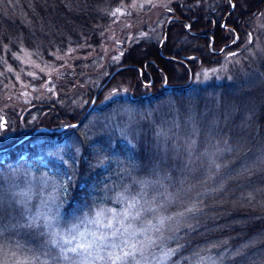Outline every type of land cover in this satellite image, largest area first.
Returning a JSON list of instances; mask_svg holds the SVG:
<instances>
[{
  "label": "trees",
  "instance_id": "1",
  "mask_svg": "<svg viewBox=\"0 0 264 264\" xmlns=\"http://www.w3.org/2000/svg\"><path fill=\"white\" fill-rule=\"evenodd\" d=\"M130 1L0 0V107L21 48L46 61L97 52L113 12ZM168 12L162 49L164 35L128 38L118 54L94 61L75 80L69 70L63 79L43 81L63 89L59 95L39 100L30 93L24 108L9 106L0 128V172L29 163L41 168L43 157L52 181L67 185L58 200L62 227L85 223L101 207L125 208L118 193L142 194L141 205L159 212H144L137 227L155 224L157 215L172 217L162 229L166 247L179 248L169 264H194L196 254L219 264H264V57L254 59L242 47L252 44L264 0H177ZM224 62L231 63L229 80L195 83L203 68ZM113 73L81 124L69 127ZM75 100L88 101L86 110L74 112ZM0 207V264H35L36 257L66 263L43 229L24 226L25 207L3 189Z\"/></svg>",
  "mask_w": 264,
  "mask_h": 264
},
{
  "label": "rangeland",
  "instance_id": "2",
  "mask_svg": "<svg viewBox=\"0 0 264 264\" xmlns=\"http://www.w3.org/2000/svg\"><path fill=\"white\" fill-rule=\"evenodd\" d=\"M175 1L177 0H131L129 3L121 4L113 12L114 22L106 31V42L99 48V51L97 52H94L91 49V51L89 53L87 52L86 54H79L76 52L75 54H71L66 58L54 57V60L46 61L45 59L36 58L34 53L27 50L26 48H21L20 52L15 55L17 60L16 66L18 69L10 67L5 77V79H7L10 73L14 78L9 83H7L9 87V93L7 94L6 100L4 99L2 102V105L4 106L0 107V122H6L7 125L6 113H4L5 110H7L9 106L15 107V109L24 108V100L29 98L28 95L30 93L37 94V98L39 100H48L50 99L51 95H59L60 91L63 89L55 88L57 86L56 84V86H50L46 85L44 82H49L52 80L55 81V79L58 78L63 79V74L69 70L73 72L75 80L79 72L82 71L81 74H83L84 71L90 70L94 61L101 59L104 63L112 55L118 54V52L122 50L123 43L128 38L132 40L162 39L164 35L163 27L168 25L171 21V19L168 18V10L171 4ZM254 25V31L253 34H251L252 42H250L252 44L250 45L248 41L242 47L250 56L255 59V57H264V37L260 36L264 35V12L262 17L255 20ZM238 40L239 39L237 38L236 42H238ZM91 56L92 59H86V57ZM84 58L86 60H83ZM87 61H92V63L87 64ZM61 62L63 65L57 66ZM230 68V62H224L220 66L205 67L198 74L195 83L202 85L209 83H222L227 81L230 79ZM103 71L104 68L101 66L95 70V75L102 74ZM255 72L258 74L259 69H256ZM16 87L17 91L13 90ZM70 91L72 92V90ZM109 95L110 96L107 97V99L115 96L112 94ZM15 102L16 104H14ZM88 103V101L75 100L73 104L74 112H76V110L80 112L85 111ZM56 132L62 133L64 132V129H59ZM13 136L14 135L12 132L8 133L4 140H9ZM174 139H178V137L176 136ZM38 159L41 168H38L36 164L29 163L27 164V167H10L7 172H0V190L3 189L6 191L7 196H9L10 199H15L16 201L20 200L21 197H14V193L21 191L28 192L31 196L28 204L33 200L36 201V204L33 206V213L39 209L42 200L52 192L54 184L52 181L53 178L48 175V173L52 172V167L50 168L48 162L44 160L43 157H39ZM62 161L63 160L60 159V161L58 160L57 162L60 164ZM42 168H49V172ZM56 172H61V169L56 170ZM56 184H59V182ZM92 216H87L84 218L85 223L82 224V231L85 230V228H94L93 225L87 223V218ZM60 227L67 228L62 227L61 225ZM149 250L151 251H147L146 254L151 257L154 247L150 248ZM156 253L157 255H160L161 249L157 250ZM68 256L75 258V254L70 252L68 253ZM65 264H70V261H66Z\"/></svg>",
  "mask_w": 264,
  "mask_h": 264
},
{
  "label": "snow or ice",
  "instance_id": "3",
  "mask_svg": "<svg viewBox=\"0 0 264 264\" xmlns=\"http://www.w3.org/2000/svg\"><path fill=\"white\" fill-rule=\"evenodd\" d=\"M5 126L6 122H0V128ZM67 192L66 184L54 183L52 192L42 200L35 213L27 207L31 199L28 192L21 191L13 195L21 197L17 203L25 207L28 223L24 226L30 229H43L41 234L49 237V244L60 248L61 258L70 261V264H169L179 251V248H167L163 243L165 237L162 229L165 222L172 217L157 215L155 224L152 221H145L143 226H136V222L141 220L144 212H159L158 207L145 208L141 205L142 194L126 196L125 193H118V199L122 202L126 201L127 206L121 210L98 208L92 217L87 218V223L94 228H85L82 231V223L61 228L60 204L57 201L61 195H67ZM2 210L0 207V211ZM152 247H159L161 254L152 253L149 257L146 253ZM69 252L75 254V258L69 257ZM241 252L242 249H237L233 255H239ZM196 255L198 259L194 264H219L212 257ZM35 264H49V262L40 261L39 257H36Z\"/></svg>",
  "mask_w": 264,
  "mask_h": 264
},
{
  "label": "water",
  "instance_id": "4",
  "mask_svg": "<svg viewBox=\"0 0 264 264\" xmlns=\"http://www.w3.org/2000/svg\"><path fill=\"white\" fill-rule=\"evenodd\" d=\"M166 38H167V33L165 34L164 40H163L162 43H161L160 49H162V46H163L164 41L166 40ZM114 75H115V73H113L112 76H111V78H109L108 81H107L106 83H104L103 86L98 90V92L96 93V95H95V97H94V99H93V102H92L90 108L87 110V112L85 113V115H87V113L93 108V106L95 105V103H96V101H97L98 96H99L100 93L105 89V87L109 84L110 80L114 77ZM83 119H84V117H83V118H82L77 124L70 125L69 127H78V126L81 124V122L83 121ZM39 131H40V130H37V131L31 133L30 135L26 136L25 138H23V139L21 140V142L24 141V140H28V139H30V138L33 137L35 134H37Z\"/></svg>",
  "mask_w": 264,
  "mask_h": 264
}]
</instances>
